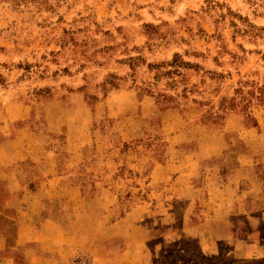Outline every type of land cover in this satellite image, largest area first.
<instances>
[{
  "label": "crops",
  "instance_id": "crops-1",
  "mask_svg": "<svg viewBox=\"0 0 264 264\" xmlns=\"http://www.w3.org/2000/svg\"><path fill=\"white\" fill-rule=\"evenodd\" d=\"M105 101L93 110L77 96L68 107L49 102L44 131L29 123L30 110L20 104L0 109V264H73L82 257L117 264L104 242L118 238L122 257L130 250L136 255L123 264H145L138 229L150 213L164 216L171 209L197 216L182 221V230L169 227L173 240H193L201 253L228 246L239 259L264 258V110L255 112L253 126H241L243 114H227L225 126L236 129L223 127L218 152L206 150L196 126L183 125L179 113L159 109L147 97L115 90ZM103 120L106 132L94 128ZM71 121L79 123L75 137ZM95 130L104 137L100 145ZM156 134L155 144L136 147L139 156H114L119 149L110 141L120 146ZM94 146L97 153L108 151L89 163L98 184L92 187L81 169ZM123 163L134 177L101 182L107 167ZM128 194L135 201L121 204ZM111 212L122 214L108 221Z\"/></svg>",
  "mask_w": 264,
  "mask_h": 264
},
{
  "label": "rangeland",
  "instance_id": "rangeland-1",
  "mask_svg": "<svg viewBox=\"0 0 264 264\" xmlns=\"http://www.w3.org/2000/svg\"><path fill=\"white\" fill-rule=\"evenodd\" d=\"M115 90L179 113L183 125L197 127L194 135L203 136L206 150L221 152L227 114H243L241 126H253L255 112L264 110V0H0V109L20 104L30 110L29 123L44 131L50 122L47 103L68 107L77 96L91 110L104 108ZM107 125L103 120L94 128L106 132ZM67 126L73 137L80 131L77 121ZM97 131L100 145L104 137ZM158 138L110 144L119 149L116 159L124 160ZM107 151L97 153L94 146L88 153L81 169L87 186L98 185L89 163ZM124 164L107 167L101 182L134 177ZM129 195L120 203L135 201ZM165 201L171 204V198ZM121 214L109 213L108 221ZM160 214L150 213L138 229L148 253L145 264H264V258L239 259L228 246L201 253L193 240L175 241L168 228L182 230V221L197 216L174 209ZM123 243L104 242L117 264L136 256L130 250L122 257ZM73 264L100 263L82 257Z\"/></svg>",
  "mask_w": 264,
  "mask_h": 264
}]
</instances>
